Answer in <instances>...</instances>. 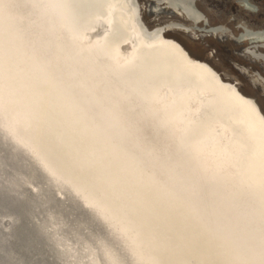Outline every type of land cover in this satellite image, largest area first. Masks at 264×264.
<instances>
[{
    "label": "bare ground",
    "instance_id": "obj_1",
    "mask_svg": "<svg viewBox=\"0 0 264 264\" xmlns=\"http://www.w3.org/2000/svg\"><path fill=\"white\" fill-rule=\"evenodd\" d=\"M88 1L97 10L67 0L69 32L49 18L55 13L33 10L32 0H5L16 5L18 32L13 79L0 104V264H61L87 258L84 246L101 243L158 264L235 258L182 192L151 183L82 121L78 109L91 113L101 104L119 107L122 126L113 135L122 145L145 162L160 158L178 169V188L198 189L212 176L214 198L232 218L221 226L234 233L242 257L258 258L247 213L264 189V113L237 83L161 35L213 29L218 36L226 28L205 25L193 0H145L169 10L165 24L152 28L157 14L147 27L141 0ZM137 21L151 39L138 34ZM246 33L242 52L264 68V33Z\"/></svg>",
    "mask_w": 264,
    "mask_h": 264
},
{
    "label": "snow or ice",
    "instance_id": "obj_2",
    "mask_svg": "<svg viewBox=\"0 0 264 264\" xmlns=\"http://www.w3.org/2000/svg\"><path fill=\"white\" fill-rule=\"evenodd\" d=\"M29 6L40 13H55L50 15L49 18L59 21L65 31L72 32L71 23L63 15V12L71 8L67 0H32ZM15 7L16 5L10 2L5 3V0H0V104H2L5 92L10 88L13 79V68L15 66L13 49L18 32L15 23ZM73 39H78L75 33H73ZM42 71H45L43 67ZM45 75H47L46 71ZM59 91L66 100L72 102L71 97L65 93L62 87ZM78 111L86 125H91L101 134L109 137L111 146L124 155L130 167L148 174L151 183L160 186L170 194H175L177 191L184 194L187 206L202 220L209 232L221 241V247L236 253L235 258L226 261L225 264H264V189H262L258 202H249L247 213L249 235L252 239L258 241L259 256L258 258L255 256L247 258L246 255L242 257L234 240V233L221 226L226 220L230 221L232 218L228 215V209L214 198L212 176L205 177L198 189H193L191 186L178 188L177 177L179 172L173 164L160 158L145 162L122 145L113 135V133H119L122 126L118 106L101 104L97 110L91 113L84 112L82 109H78ZM260 135L261 139L264 140V116L261 117ZM220 149L224 153L222 159H224L225 166H227L228 157L223 144L220 145ZM150 169H154V171H150ZM84 247L87 258L66 259L61 264H158V262L143 259L135 251L132 252L133 258L129 259L127 250L113 248L103 243L94 248H90L88 245ZM164 247L166 248V246Z\"/></svg>",
    "mask_w": 264,
    "mask_h": 264
},
{
    "label": "rangeland",
    "instance_id": "obj_3",
    "mask_svg": "<svg viewBox=\"0 0 264 264\" xmlns=\"http://www.w3.org/2000/svg\"><path fill=\"white\" fill-rule=\"evenodd\" d=\"M140 2L141 18L144 24H150L151 18L149 14L151 12L157 14L159 21L149 28L165 24L160 21L168 17L169 10L163 6L151 8L149 4L145 3V0ZM192 2L193 4L196 3L205 23L223 26L226 28V34L211 36L209 33L200 32L189 35L174 32L167 34L166 36L168 37L166 39L176 42L187 54L189 52L194 56L195 58L188 54L192 60L207 64L224 78L231 80L226 82L233 83L234 81L237 83L238 89L244 93L242 94H246L245 96L249 98H254L260 106L261 112L264 113V92L260 90L261 88L264 90V84L262 83L264 68L242 52L243 43L240 42L238 44L231 37V29L236 26H240L236 29H240V31L243 29L246 32H250V34L255 32L264 33V0H193ZM242 2H245L246 6ZM239 5H244L245 9H250L249 7H251L248 11L254 13L244 11ZM247 5L249 6L248 8ZM252 71L259 73L261 80V82H258L259 87L251 85V77H254L251 76Z\"/></svg>",
    "mask_w": 264,
    "mask_h": 264
},
{
    "label": "water",
    "instance_id": "obj_4",
    "mask_svg": "<svg viewBox=\"0 0 264 264\" xmlns=\"http://www.w3.org/2000/svg\"><path fill=\"white\" fill-rule=\"evenodd\" d=\"M86 5H88V8L92 11H94V10H97L96 9V7L94 6V4H91L92 2H90V1H88V0H86ZM207 23V22H206ZM205 23V25H207ZM237 27H240V26H236L235 28H237ZM136 30H137V32H138V34H140V36H142L144 39H146V40H149V39H151L152 38V35H150L148 32H147V30L145 29V28H143V26H142V24H140V22H136ZM168 29H164V30H162V32H161V35L162 36H166L167 34H168V31H167ZM215 32V30H213V29H209V30H206V33H209V34H215L214 33ZM223 34H226V32L224 31L223 32ZM222 34V35H223ZM246 36H249V35H247V33H246V31H244L243 29H242V32L241 33H239V34H237V36H236V33H235V35H233V34H231V37H232V40L234 41V42H236V43H240ZM196 62V61H195ZM199 63V62H198ZM222 83V82H221ZM262 83L264 84V79L262 78ZM222 84H224V83H222ZM251 85H255V86H257V87H259V85H258V83L257 84H255L253 81H251ZM262 92H264V90L261 88L260 89ZM85 207V206H84ZM86 209H87V207H85Z\"/></svg>",
    "mask_w": 264,
    "mask_h": 264
}]
</instances>
